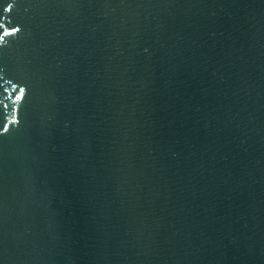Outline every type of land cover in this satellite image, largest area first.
<instances>
[{
	"label": "water",
	"instance_id": "1",
	"mask_svg": "<svg viewBox=\"0 0 264 264\" xmlns=\"http://www.w3.org/2000/svg\"><path fill=\"white\" fill-rule=\"evenodd\" d=\"M9 2L0 264H264V0Z\"/></svg>",
	"mask_w": 264,
	"mask_h": 264
},
{
	"label": "snow or ice",
	"instance_id": "2",
	"mask_svg": "<svg viewBox=\"0 0 264 264\" xmlns=\"http://www.w3.org/2000/svg\"><path fill=\"white\" fill-rule=\"evenodd\" d=\"M14 8V3L9 2V0H0V39H3L4 37L10 36L15 32L19 31V28L13 26L11 24V21L8 19L9 14L12 12ZM13 90H16V85H12ZM23 89H19V92L21 95H23ZM8 92L7 88H3L2 91H0V96H3V100H0V105L3 106V108H8L9 104L5 103L4 101L9 100L10 96L5 95V93ZM20 99V96H16V101ZM15 103V101H13ZM3 113L0 112V115ZM4 128H7V125L3 126Z\"/></svg>",
	"mask_w": 264,
	"mask_h": 264
}]
</instances>
